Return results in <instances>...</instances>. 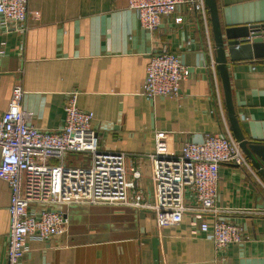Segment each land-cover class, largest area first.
<instances>
[{
	"label": "crops",
	"instance_id": "0c3cea01",
	"mask_svg": "<svg viewBox=\"0 0 264 264\" xmlns=\"http://www.w3.org/2000/svg\"><path fill=\"white\" fill-rule=\"evenodd\" d=\"M216 1L223 27L264 23V0ZM28 12L26 31L9 29L0 19V118L21 88L31 123L58 130L67 93L78 90L79 107L94 113L101 147L127 154L128 178L146 194L153 187L148 154L155 151L157 132H165L170 151L180 154L184 142H201L229 126L221 78L209 64L208 39L196 17L176 22L184 16L180 11L151 32L141 27L129 0H29ZM211 39L214 46L212 27ZM164 47L191 74L177 98H147V65ZM228 69L242 130L264 143V59L229 60ZM186 198L196 201L190 190ZM10 200L0 179V264H7ZM217 205L230 210L222 218L244 227L241 243L218 249L211 216L209 229L193 234L188 215L179 225L159 227L153 212L128 206L59 205L69 218L67 231L47 240L28 238L21 264H264V179L252 164L221 166Z\"/></svg>",
	"mask_w": 264,
	"mask_h": 264
},
{
	"label": "built area",
	"instance_id": "2783aa9c",
	"mask_svg": "<svg viewBox=\"0 0 264 264\" xmlns=\"http://www.w3.org/2000/svg\"><path fill=\"white\" fill-rule=\"evenodd\" d=\"M28 1L0 0L2 25L26 31ZM129 6L141 27L151 32L180 11L184 16L176 22L196 17L207 36L209 64L216 72L206 0H129ZM190 74L179 56L164 47L151 55L142 94L151 99L177 98L181 82ZM23 96L21 88L15 89L0 118V179L7 182L11 194L7 264H21L28 238L47 240L67 231L69 218L56 209L59 205L128 206L153 212L159 227L179 225L188 215L193 234L208 230L211 216L218 249L244 240V227L222 218L230 210L217 205L221 166L251 165L228 125L222 132L207 133L201 142H184L180 154L170 151L165 132H157L155 151L148 154L153 187L146 194L128 178L127 154L101 147L92 124L94 113L79 107L78 90L67 93L65 123L55 131L31 123L33 115L23 108ZM220 108L224 117L221 101ZM132 171L140 177L136 168ZM188 190L195 193L194 203L187 201Z\"/></svg>",
	"mask_w": 264,
	"mask_h": 264
},
{
	"label": "water",
	"instance_id": "95a60500",
	"mask_svg": "<svg viewBox=\"0 0 264 264\" xmlns=\"http://www.w3.org/2000/svg\"><path fill=\"white\" fill-rule=\"evenodd\" d=\"M206 4L210 14L217 70L222 82L229 127L253 167L264 179V143L247 139L242 130L235 111L228 69L229 60L237 62L264 59V23L223 27L217 1L206 0Z\"/></svg>",
	"mask_w": 264,
	"mask_h": 264
}]
</instances>
